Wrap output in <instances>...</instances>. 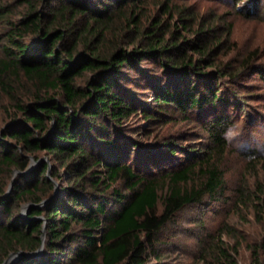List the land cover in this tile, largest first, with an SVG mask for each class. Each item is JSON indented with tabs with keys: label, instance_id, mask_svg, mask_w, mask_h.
<instances>
[{
	"label": "trees",
	"instance_id": "trees-1",
	"mask_svg": "<svg viewBox=\"0 0 264 264\" xmlns=\"http://www.w3.org/2000/svg\"><path fill=\"white\" fill-rule=\"evenodd\" d=\"M188 1L0 0V264L42 246L13 264H150L182 210L224 196L233 118L221 109L242 103L227 83L264 69L256 51L226 61L230 25L202 22ZM139 113L164 124L210 113L209 143L169 140L134 161L125 130ZM251 250L264 264V233ZM218 256L236 264L225 247Z\"/></svg>",
	"mask_w": 264,
	"mask_h": 264
},
{
	"label": "rangeland",
	"instance_id": "rangeland-1",
	"mask_svg": "<svg viewBox=\"0 0 264 264\" xmlns=\"http://www.w3.org/2000/svg\"><path fill=\"white\" fill-rule=\"evenodd\" d=\"M188 5L204 23H210L215 16L213 26L230 25L228 39L233 51L226 61L233 67L240 66L256 51L250 64L264 69V0H189ZM257 69L249 68L239 78L227 80V86L242 103L221 109L233 118L226 134L228 152L221 162L224 196L182 210L164 230L161 244L157 245L160 255L151 256L150 264H217L220 246L233 254L236 264H252L251 246L260 242L264 233V222L259 221L255 207L264 187V78L256 73ZM145 98L152 102L150 94ZM206 115L194 113L189 122L175 119L167 124L161 120L146 121L140 113L133 115L125 131L139 143L134 161L141 163L147 151L165 152L164 143L169 140L202 152L209 143L204 127ZM176 157L180 163L185 154L177 153Z\"/></svg>",
	"mask_w": 264,
	"mask_h": 264
},
{
	"label": "water",
	"instance_id": "water-1",
	"mask_svg": "<svg viewBox=\"0 0 264 264\" xmlns=\"http://www.w3.org/2000/svg\"><path fill=\"white\" fill-rule=\"evenodd\" d=\"M57 191L59 190V185L57 183L56 185ZM43 251V246L41 247L40 250H38L35 253H26V252H18V253H13L10 255V257L3 263V264H13L19 257L21 256H40Z\"/></svg>",
	"mask_w": 264,
	"mask_h": 264
}]
</instances>
